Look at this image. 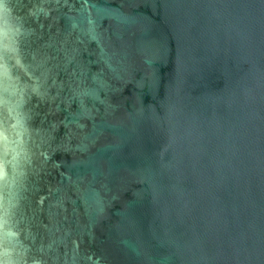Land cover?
<instances>
[{
	"label": "water",
	"instance_id": "obj_1",
	"mask_svg": "<svg viewBox=\"0 0 264 264\" xmlns=\"http://www.w3.org/2000/svg\"><path fill=\"white\" fill-rule=\"evenodd\" d=\"M0 264H264V0H0Z\"/></svg>",
	"mask_w": 264,
	"mask_h": 264
}]
</instances>
